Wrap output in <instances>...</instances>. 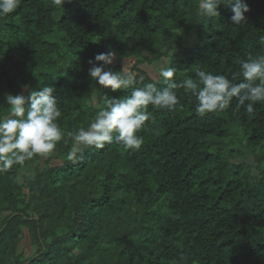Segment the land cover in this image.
Returning <instances> with one entry per match:
<instances>
[{"label":"trees","instance_id":"16d2710c","mask_svg":"<svg viewBox=\"0 0 264 264\" xmlns=\"http://www.w3.org/2000/svg\"><path fill=\"white\" fill-rule=\"evenodd\" d=\"M245 2L241 28L227 5L199 17V0H21L0 17V116L7 94L50 85L61 129L87 127L106 99L131 91L89 76L88 60L109 50L110 70L127 61L144 83L162 65L176 80H198L197 69L232 80L264 54V0ZM177 96L174 111L149 106L139 150L113 143L73 164L61 143L0 174V264H264V103L247 114L233 98L200 116L194 97Z\"/></svg>","mask_w":264,"mask_h":264},{"label":"clouds","instance_id":"9594fccd","mask_svg":"<svg viewBox=\"0 0 264 264\" xmlns=\"http://www.w3.org/2000/svg\"><path fill=\"white\" fill-rule=\"evenodd\" d=\"M66 2L52 0L54 6L63 7ZM20 3L21 0H0V17L13 13ZM221 5L230 8V19L235 25L246 27L245 14L250 8L245 0H199L197 15L206 19L219 17ZM260 43L264 45V36ZM116 55L113 50L96 54L94 59L88 60V74L104 89L131 91L119 98L106 99L105 106L96 112L87 127L67 132L61 129L59 120L62 112L53 95V86L42 85L40 90H32L28 96L6 95L8 113L0 116V174L17 166L24 168L26 162L34 158L49 157L61 143L68 146L71 142L66 158L73 164L82 158L85 149L99 150L113 143L125 149L139 150L143 143L139 132L151 119L149 106L176 110L178 89L195 98V112L200 116L225 111L233 98L237 101V108H243L247 114L253 113L254 104L264 103V54H249L240 62L239 72L232 77L235 80L242 76L239 83L200 69L196 70L198 80L191 77L176 80L173 79L175 68L162 65L158 70L160 80L157 81L166 85L162 88H158L157 83H144V77L137 80L127 61L120 71L110 70ZM16 182H22L19 175Z\"/></svg>","mask_w":264,"mask_h":264},{"label":"rangeland","instance_id":"374dc122","mask_svg":"<svg viewBox=\"0 0 264 264\" xmlns=\"http://www.w3.org/2000/svg\"><path fill=\"white\" fill-rule=\"evenodd\" d=\"M159 68H160V66H157V67H154V68H150V69H152V72L153 73H157V70H159ZM33 254V250H32V248L31 247H29V250H28V253H27V256H30V255H32Z\"/></svg>","mask_w":264,"mask_h":264}]
</instances>
